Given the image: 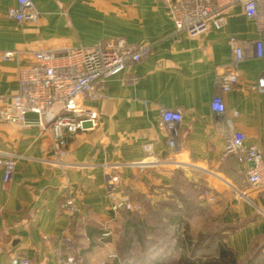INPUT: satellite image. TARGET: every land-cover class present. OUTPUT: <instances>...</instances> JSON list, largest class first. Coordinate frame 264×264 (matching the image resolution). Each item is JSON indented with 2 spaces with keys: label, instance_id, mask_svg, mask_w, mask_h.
<instances>
[{
  "label": "crops",
  "instance_id": "0c3cea01",
  "mask_svg": "<svg viewBox=\"0 0 264 264\" xmlns=\"http://www.w3.org/2000/svg\"><path fill=\"white\" fill-rule=\"evenodd\" d=\"M31 1L39 13L35 24L9 20L6 12L16 0H0V53H14L0 62V110L17 91L19 69L37 51L61 54L123 39L130 46L150 44L151 54L111 77L98 99L85 100L99 112L100 124L69 139L65 166L49 163L48 130L0 118V150L18 157L5 191L0 170V264L13 258L29 264L69 258L76 264L67 242L88 236V228L122 227L121 213L109 211L112 203L127 198L142 208H159L180 177L202 193L199 206L210 209L217 227L228 231L219 242L234 258L243 261L255 245L261 251L257 264H264V191L245 185L243 168L225 153L228 132L210 110L212 98L220 95L226 111L238 114L233 130L264 155V94L251 89L264 77V59L239 64L234 90L220 93L214 85L231 59L228 38L258 37L242 8L233 7L219 31L190 39L174 33L158 0ZM162 109L182 114L173 150L159 125ZM69 201L72 214L64 206Z\"/></svg>",
  "mask_w": 264,
  "mask_h": 264
},
{
  "label": "built area",
  "instance_id": "2783aa9c",
  "mask_svg": "<svg viewBox=\"0 0 264 264\" xmlns=\"http://www.w3.org/2000/svg\"><path fill=\"white\" fill-rule=\"evenodd\" d=\"M165 4L176 34L193 39L209 32L219 31L225 25L228 13L240 6L244 15L254 23L257 39L250 42L229 37L230 61L215 76L214 85L220 93L234 90L238 84V66L246 59H264V0H158ZM39 13L31 0H16L6 17L17 23L35 24ZM151 54L150 44L127 45L123 39L93 45L68 48L59 54L54 50L37 51L32 61L17 73V91L0 110V118L6 123L27 126L25 115L35 113L39 119L55 103L62 104V111L47 126L37 125L50 133V164L65 166L69 139L80 133L95 130L100 124L99 112L85 104L95 100L108 80L130 65L140 62ZM13 52L0 53V62H8ZM251 89L264 94V77L258 78ZM1 100V99H0ZM211 112L220 119L228 132L225 153L232 156L243 168L245 185L254 191H264V155L255 145H247L244 134L233 130L237 112L228 113L222 97L215 95L210 103ZM182 114L179 111H160V127L167 134V146L173 150L179 134ZM146 150L148 148L146 147ZM18 157L0 150L1 189L7 190ZM113 187V179L106 182ZM244 192H242V195ZM245 195V194H244ZM64 206L70 214L74 212L72 202ZM120 210L141 212L142 207L127 198L111 204L109 211L117 215ZM108 232L103 236H109ZM67 245L71 247L70 242ZM73 259V258H72ZM11 264H29L26 258H13ZM60 264H72L71 259L62 258Z\"/></svg>",
  "mask_w": 264,
  "mask_h": 264
},
{
  "label": "rangeland",
  "instance_id": "374dc122",
  "mask_svg": "<svg viewBox=\"0 0 264 264\" xmlns=\"http://www.w3.org/2000/svg\"><path fill=\"white\" fill-rule=\"evenodd\" d=\"M182 198L170 190L159 208H142L140 213L134 212V217L143 222L140 236L137 237L131 232L129 236H124L123 226L114 230L103 228V232H108L109 236L94 239L92 245L78 237L74 240L75 244L69 247L68 256L72 257L76 264H103L114 259L127 260L132 264H183L179 261L182 251L173 250L174 230L168 225L167 218L173 215L181 216L182 223L178 227V234L181 239L189 237L191 244L197 248L196 256L200 257L204 252L213 256L212 247L204 252L203 249L211 246L210 239L213 236H224L228 231L223 232L217 227L210 209L199 206L200 196L197 199L198 207L195 202L182 204ZM129 240L132 242L131 253L124 249Z\"/></svg>",
  "mask_w": 264,
  "mask_h": 264
},
{
  "label": "trees",
  "instance_id": "16d2710c",
  "mask_svg": "<svg viewBox=\"0 0 264 264\" xmlns=\"http://www.w3.org/2000/svg\"><path fill=\"white\" fill-rule=\"evenodd\" d=\"M176 186L173 189V191L178 193L179 198H182V204H194L198 207L197 199L199 198L202 193L200 191H196L190 186L188 183L183 180V178H178L176 181ZM131 201V200H129ZM184 201V202H183ZM132 203H138L133 202ZM139 204V203H138ZM141 205V204H140ZM146 208L149 210V206L146 205ZM119 213H121L123 217V235L129 236V233L135 234L137 237L141 235L140 230L142 229L143 222L139 221L138 218L134 217V212H127L120 210ZM168 218V225L173 227V236L172 238L175 241L173 250L180 249L182 251L180 262H183V264H257L259 262L256 261L257 255L261 253L260 249H257V247L254 245L250 248L249 254L247 258H245L243 261L239 262L237 261L234 256L232 255L231 251L226 248L221 242H219V236H213L212 239H210L211 246H206L203 249V252L206 250H209V248L212 247L214 249V255L208 256L207 254L202 253L200 257L196 256L197 248L195 245L191 244L189 237L186 236V238L181 239L178 234V227L182 223L181 216L173 215V216H167ZM104 233L102 229L100 228H88L87 234L88 236H79L82 240L85 239L89 243V245H92L94 239L96 238H102ZM78 238L76 236L74 239H72V246L75 244V241ZM130 241V240H129ZM74 243V244H73ZM131 241L129 243H126L124 245V249L128 251V253H131ZM76 247V246H75ZM202 256L206 258H202ZM264 256V255H263ZM157 262V261H156ZM103 264H132L130 262H127V260H109L104 262ZM134 264V263H133Z\"/></svg>",
  "mask_w": 264,
  "mask_h": 264
},
{
  "label": "water",
  "instance_id": "95a60500",
  "mask_svg": "<svg viewBox=\"0 0 264 264\" xmlns=\"http://www.w3.org/2000/svg\"><path fill=\"white\" fill-rule=\"evenodd\" d=\"M61 111H62V104L55 103L46 114L40 117V119L38 115L35 113L26 114L25 119L28 124H38V122L40 121L42 126L47 127Z\"/></svg>",
  "mask_w": 264,
  "mask_h": 264
}]
</instances>
